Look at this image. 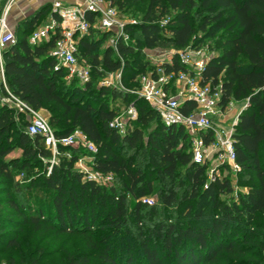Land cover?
I'll return each instance as SVG.
<instances>
[{
	"label": "trees",
	"instance_id": "obj_1",
	"mask_svg": "<svg viewBox=\"0 0 264 264\" xmlns=\"http://www.w3.org/2000/svg\"><path fill=\"white\" fill-rule=\"evenodd\" d=\"M108 1L119 11L144 5L140 20L124 26L131 36L139 30L140 38L131 42L120 36L115 47L99 53L100 41L93 34L100 31L94 27L97 14L87 11L90 29L80 37L78 47L82 55L91 57L94 68L120 71L127 90L136 91L138 76L149 70V63L141 58L144 48L171 44L175 52L161 67L167 74H177L187 71L178 52L199 47L198 31L215 39L217 54L201 71V84L221 88L223 108L231 101H248L233 133L241 167L238 184L244 175L248 190L235 197L230 177L209 180L208 164L193 160L185 128L165 125L144 97L135 92L121 95L117 88L105 86L91 92L96 96L93 100L87 93L90 82L86 89L69 84V69L53 54L60 32L30 43L41 16L35 10L17 23L16 35L17 27H24V35L5 50L9 87L35 111L49 110V123L59 138L82 131L98 147L92 158L94 169L114 175L119 185L99 183L75 169L78 156L64 158L69 146L61 144V163L40 174L41 182L35 178L31 182L48 192L46 204L19 202L6 194L14 218L0 213V243L16 249L18 233L28 225L38 232L86 237L85 247L69 254L63 264H264V0ZM153 75L157 77L156 71ZM117 97L134 101L138 110L134 125L124 133L110 125L117 116L110 100ZM195 109L194 101L181 106L184 114ZM20 115L14 107L1 104L0 98V179L9 183L14 181V169H38L53 157L41 136L27 133ZM204 137L209 143L212 133ZM15 147L21 154L5 159ZM140 151L144 162H139ZM151 195L158 197L162 207L174 210V218L155 220L145 229L156 212L144 200ZM203 200L211 203L210 218ZM246 254L252 256L243 258Z\"/></svg>",
	"mask_w": 264,
	"mask_h": 264
},
{
	"label": "built area",
	"instance_id": "obj_2",
	"mask_svg": "<svg viewBox=\"0 0 264 264\" xmlns=\"http://www.w3.org/2000/svg\"><path fill=\"white\" fill-rule=\"evenodd\" d=\"M13 5L8 3L0 9V95L1 104L12 106L19 114H24L28 119L27 133L30 136H41L46 146L52 150L54 157L59 154V145L75 146L83 144L92 154L97 152V145L88 139L80 130H76L68 137L59 138L52 128L49 120L38 114L30 104L15 95L8 83L5 71V50L16 44L17 36L15 27L9 21L10 10ZM54 9L62 18L58 25L57 20L50 24L35 29L30 35V43L36 44L48 40L57 32L61 36L55 42L54 52L59 63L69 69L70 75H79L82 78H88L85 70H81L76 51L80 37L90 29V23L85 17L87 11L97 14L94 27L100 30H108L120 24L119 10L112 7L106 0H84L81 5H67L61 0L54 2ZM77 35V38L75 37ZM190 53H193L190 54ZM185 50L178 52L182 64L190 65L193 69L179 71L177 74H167L160 66L156 71V76L146 74L141 76L143 83L142 97H144L159 112L162 121L167 126H183L191 140V151L193 160L196 163L208 164L212 166L211 172L218 171L221 166H228L233 172L241 170L236 161L233 133L238 118L243 109L248 105V101L243 102L233 120L228 125L215 123L212 119L217 118L222 121L224 111L236 106L235 101H231L226 108L221 105V88L218 86L213 89L207 83L201 84V71L204 69L208 59L201 57V50L191 48V52ZM194 72V74H193ZM175 79L178 88V94L170 97L169 84L171 79ZM186 101H194L196 109L189 114H184L181 106ZM129 119L136 120L138 110L131 105L127 110ZM26 119V120H27ZM110 125L117 128L121 133L125 132L126 124L119 116H116ZM212 133L209 143H206L204 134ZM112 174H103L97 170L91 171L88 177L95 179L99 183L106 184V180ZM216 177H210L209 180H215ZM151 201L150 198L146 199Z\"/></svg>",
	"mask_w": 264,
	"mask_h": 264
},
{
	"label": "rangeland",
	"instance_id": "obj_3",
	"mask_svg": "<svg viewBox=\"0 0 264 264\" xmlns=\"http://www.w3.org/2000/svg\"><path fill=\"white\" fill-rule=\"evenodd\" d=\"M56 0H0V9L5 7L8 3H12L13 5L10 10L9 21L11 25H15V23L20 19L21 10L24 8H33L36 4H40L37 7L38 15H41L36 24L34 25V30L40 27H43L47 24H50L53 20L60 19L62 22V18L60 15L55 11L54 2ZM65 1L64 3L67 5H81L80 3L84 4V0H62ZM72 1V2H68ZM109 2L108 0H106ZM27 3L26 6H23V3ZM28 8V9H29ZM21 9V10H20ZM144 9L143 4L132 5L127 7L124 10L119 11V22L120 24L114 26L108 30H100L98 32H94V39L100 41L99 50L98 52L101 53L107 47H115V40L123 36L125 41L135 42L140 38L139 30H136L132 36L124 31L125 24L130 23H137L140 20V16L142 15ZM58 16V17H57ZM20 22V21H19ZM21 25V24H20ZM16 27V26H15ZM25 29L24 27H17V35L18 37L24 35ZM107 36L105 37V35ZM76 39L77 35H75ZM196 43H199L198 49L201 50V57L204 59L210 60V58L216 56L217 52L215 51V39L211 36H207L201 31H198L196 34ZM195 48V47H194ZM82 49L77 48L76 56L78 58V62L80 64L81 70H85L87 73L88 78H82L79 75H69L68 83L72 84L73 87H80L85 88L86 83L90 82L91 87L87 90L88 96L95 100V94H91L94 90H98L101 87L111 86L117 88L119 93L122 95L129 93L133 94L135 92L139 97H142L143 91V83L141 80V76L137 78V90L131 91L125 88V84L121 82L122 73L120 71L117 72H108L104 67L100 66L98 68H94L91 64V57L82 55ZM175 52L174 47L167 42L159 43L153 49H143V53L141 58L143 61L149 63V70L144 74L148 75L153 73L161 66L165 61L171 59V55ZM185 52L190 53L191 48H187ZM193 55V53H190ZM207 61V62H208ZM181 62V61H180ZM187 69L192 70L193 68L186 64ZM158 72V71H156ZM194 74V72H193ZM175 79H171V83L169 84V92L168 95L170 97H175L178 94V88L181 87L180 85L177 88V83L174 81ZM67 83V84H68ZM131 93H130V92ZM99 98H97L98 100ZM242 103L236 104L233 108L224 111V117L222 121H218L217 118H213L215 123H221L223 125H228L236 115L238 108L242 106ZM110 104L117 109V116L121 118V120L126 124V129L128 127H132L134 125L133 120L129 119L127 110L128 108L133 105L135 106L134 101L128 102L124 101L123 97H117L115 100H110ZM150 104V103H149ZM136 107V106H135ZM38 114L43 116L49 120L50 112L48 109H41ZM20 121L22 123H28V119L25 117L24 114L21 113L19 116ZM27 119V120H26ZM153 126H150L146 131H150ZM65 153L62 154L64 158L70 159L72 154L78 156L77 162L74 164V168L83 172L85 175L91 171H94V167L92 166V158L93 154L86 149L83 144L69 146L64 150ZM21 154V149L18 147L13 148L11 153L5 157L14 158ZM139 162H144L145 155L142 157L143 152L140 151ZM61 156V157H62ZM61 159L58 155L56 157L51 158L50 161L44 160L41 166L37 168H27L21 169L17 168L14 169V181L9 183L5 181V179H0V213L2 215L11 216L14 218V215H11L13 209L9 206L6 201V194H12L19 202H34L35 204L41 202L42 204H46V202L50 199L48 196V192L46 190H42L41 188L32 187V180L33 178L39 180L40 174L44 171L50 173L54 167V165L61 163ZM212 166H210L207 171L206 175L208 179L210 177H230L234 187V196L237 197L238 193H245L248 190V187L245 185L246 177L242 175L243 181L242 184H238L237 176L240 171L233 172L228 166H221L218 171L211 172ZM106 184L108 186L111 185H119L116 177L111 175L109 179L106 180ZM39 182H41L39 180ZM38 187H42L39 183ZM183 189L180 188V191ZM147 198H150L151 201L147 202L151 206L156 207V212L151 215V217L147 220L145 229L149 227L155 220L164 219L169 221L171 218H174V210H169L167 208L162 207L159 202V199L156 195H151ZM28 200V201H27ZM146 200V199H144ZM202 207L206 211V215L208 218L211 217V203L206 200L202 201ZM264 224V219L261 220ZM133 228V221L131 223ZM8 232V230H7ZM135 235V234H134ZM18 242L19 246L16 249L8 248L5 243H0V264H30L34 262V260H40V264H63L64 260L67 256L71 253H76L77 251L83 249L85 247L86 237L82 234H57L53 231L44 230L42 232L35 231L30 228V226H25L21 232L18 233ZM252 256L251 254H246L243 258H249ZM172 264V263H168Z\"/></svg>",
	"mask_w": 264,
	"mask_h": 264
},
{
	"label": "crops",
	"instance_id": "obj_4",
	"mask_svg": "<svg viewBox=\"0 0 264 264\" xmlns=\"http://www.w3.org/2000/svg\"><path fill=\"white\" fill-rule=\"evenodd\" d=\"M62 1V0H61ZM73 1H75L76 2V0H73ZM63 2H65V1H63ZM68 2H72V1H68ZM26 2L25 3H23V6H26ZM80 4H83V3H80ZM38 5H40L39 3L38 4H36L35 6H33V8H23L22 10H21V16L22 17H20V19L15 23V25H14V27L17 25V23L19 22V21H21V20H23L24 18H26L27 16H29V15H31L35 10H37V7H38ZM237 104L238 103H240V101H238V102H236ZM243 104V103H242Z\"/></svg>",
	"mask_w": 264,
	"mask_h": 264
}]
</instances>
